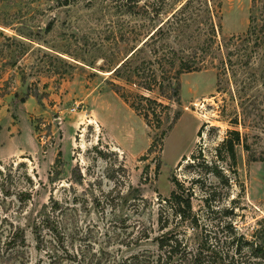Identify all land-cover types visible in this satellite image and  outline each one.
<instances>
[{"label": "rangeland", "instance_id": "rangeland-1", "mask_svg": "<svg viewBox=\"0 0 264 264\" xmlns=\"http://www.w3.org/2000/svg\"><path fill=\"white\" fill-rule=\"evenodd\" d=\"M185 2L0 0V264L154 252L159 216L177 220L167 200L177 183L203 229L226 220L251 238L264 227V0L252 10L251 0H220L211 16L230 52L224 44V69L181 72L178 98L126 81L128 69L112 73L132 55L131 68L149 74L156 57L200 46L209 14L203 0L179 12ZM250 15L262 39L244 43ZM139 95L163 106L138 111ZM229 130L240 137L234 159ZM15 227L25 244L2 261Z\"/></svg>", "mask_w": 264, "mask_h": 264}, {"label": "trees", "instance_id": "trees-1", "mask_svg": "<svg viewBox=\"0 0 264 264\" xmlns=\"http://www.w3.org/2000/svg\"><path fill=\"white\" fill-rule=\"evenodd\" d=\"M194 0H186V2L180 7L179 12L185 10ZM208 16V23L206 24L204 37L200 46L196 47L191 53L177 54L172 50L170 56L163 58L156 57L158 60L159 68L157 71H152L149 74H145L143 71H139V67L131 68V56L127 57L119 66L112 70V73L120 74L122 69L126 74L123 77L126 81L131 79L132 74L137 75V85L144 89L151 91L158 89L161 93L171 91V97L176 96L178 98L179 85L177 82V76L181 72L185 71H198L207 66L215 67L217 70L222 69L224 66L222 52L225 44L226 56L229 57L230 52L227 50V43L225 37L221 39L217 38L214 19L211 16L215 11L216 16L220 10V0H203ZM257 0H251V10L253 9ZM253 17L249 16V25L241 37V42L248 43L250 40H256L260 38L255 35V26L252 24ZM161 31V26H158L155 31L148 35V39H153L158 32ZM254 37V39H252ZM147 40L143 42L146 43ZM229 41L233 42L236 46L238 42L233 41V36L229 37ZM222 41L223 44H222ZM199 53V54H198ZM198 54V55H197ZM244 55V54H243ZM168 59V61L166 60ZM170 64V65H169ZM176 65V67H174ZM143 70V68L141 69ZM218 75V73H217ZM220 84L217 80V90ZM138 101L131 102L138 111L150 107L153 111V105L163 106L161 102H158L152 98L144 95L138 96ZM170 98V97H168ZM145 102V103H142ZM147 109V108H146ZM143 116L148 120L149 114L143 110ZM156 119H159L155 115ZM160 121V120H159ZM164 134V131L162 132ZM240 137L238 130H229V136L223 140V144L227 147V153L231 159H234V145L239 143ZM167 200L172 201L171 209L175 214V220L173 224L170 219L165 216L164 218L159 216L158 220V234L155 235L152 240L155 243L156 249L151 252L148 250H142L141 252H135L127 256L124 260L119 259L115 264H262L264 261V227L261 226L253 231L251 238H247L245 235L238 232L231 221H224L220 226L216 225V230L203 229L199 224L198 214L192 210L191 194L189 190L185 189L179 183L170 192V196ZM264 222V218L260 223ZM184 227L190 228L189 234L185 231ZM182 230H179V229ZM11 230V229H10ZM145 236V234H144ZM145 236L144 238H148ZM36 239H39L36 234ZM40 240V239H39ZM25 237L24 232L20 227H15L13 231L8 234V237L3 242L6 249L2 250V261H8L11 258H15L19 249L24 246ZM122 260V261H121ZM1 262V261H0Z\"/></svg>", "mask_w": 264, "mask_h": 264}]
</instances>
